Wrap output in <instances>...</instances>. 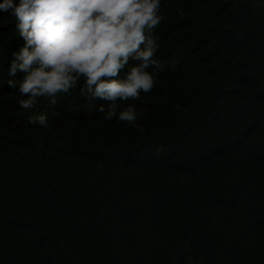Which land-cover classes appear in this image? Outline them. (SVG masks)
<instances>
[{
	"label": "rangeland",
	"instance_id": "374dc122",
	"mask_svg": "<svg viewBox=\"0 0 264 264\" xmlns=\"http://www.w3.org/2000/svg\"><path fill=\"white\" fill-rule=\"evenodd\" d=\"M169 1L178 6L184 2ZM190 1L197 15L206 22L213 20L211 14L215 10V20L229 25L232 23L229 15L242 9L234 0ZM246 5L249 15L258 22L263 21L264 0ZM13 19L10 14L0 12V22L10 23L9 27L2 28L0 68L4 57L12 60V53L25 43L11 23ZM261 47L248 40L239 52L255 62L264 81ZM224 59L230 61L232 53ZM245 71L230 69L217 86L212 82L209 86L215 92L242 87ZM23 75L18 71L15 78ZM181 82L191 93L198 84L177 81ZM2 84L0 79V89ZM260 89L261 86L249 85L245 93ZM158 93L155 80L153 89L142 92L140 98L116 104L117 112L128 104L137 107L139 115L135 124L116 117L108 120L104 113L99 117L90 115L81 122L66 121L47 136L45 128L26 129L14 127V122L9 124L15 113H21L12 107L9 98L15 101L23 97L18 87L6 96L0 90V264H70L69 261L74 264H177L181 258L186 264H214L209 249L222 264H264V223L260 224L264 221L260 215L263 211L238 205L237 195H243L244 191H238L241 188L235 180L238 173L231 167L238 165L237 160L224 157L213 160L209 164L211 173L207 174L200 167L198 172L175 173L160 167L138 168L128 160L127 150L137 145L136 142H144L151 132L157 135L164 132L171 137L182 134L178 100ZM168 106L176 112L174 119L165 110ZM234 123L246 124L239 115ZM25 133L35 138L44 150L15 144ZM197 139L199 136H192L185 141V150H198ZM244 155L243 151L237 157L241 164ZM8 172L13 180L8 178ZM46 178L58 182L56 194L39 188V182ZM54 202L63 211L77 215L90 243L96 241V230L104 216L111 217L112 228L104 237L101 256L96 262L79 254L73 218L59 215ZM257 203L254 200L250 205ZM6 211L19 223L8 219Z\"/></svg>",
	"mask_w": 264,
	"mask_h": 264
},
{
	"label": "trees",
	"instance_id": "16d2710c",
	"mask_svg": "<svg viewBox=\"0 0 264 264\" xmlns=\"http://www.w3.org/2000/svg\"><path fill=\"white\" fill-rule=\"evenodd\" d=\"M207 2L209 0H199ZM242 5V9L235 14L229 15L232 23L222 24L224 21L215 20V10H210L213 18L206 22L199 17L195 5L190 0H184L181 6L175 5L169 0H161L160 12L162 20L155 30V35L160 42V48L155 54L158 64L149 68L156 72V87L158 94H166L170 98H176L179 102L178 110L182 113V134L171 137L162 132L157 135L151 132L141 142H136L133 148L126 152L128 160L136 167L152 169L160 167L167 172L181 171L198 172L200 167L204 174L211 173L210 162L219 158H230L238 165L231 166L238 173L235 178L240 184L238 191H244L243 195H237L238 205L247 206L252 211L262 209L260 214L264 219V81L260 79L261 72L255 67V62L247 58L239 50L243 42L251 40L252 43L261 45V55L264 59V16L263 21H256L249 15L246 3H258L260 0H234ZM245 7V8H244ZM223 9L222 6L220 10ZM15 24V18L11 22ZM10 23L0 22V39L2 28L9 27ZM232 53V59L225 60V55ZM166 62L168 65L166 66ZM11 60L4 57L0 68V79L3 81L1 92L6 96L11 89L7 80L8 69ZM134 63L130 60L129 64ZM230 64V66H228ZM230 67V68H229ZM246 69L242 76L243 86L239 88L219 89L217 92L209 83L217 86L219 79L230 69ZM256 69V70H255ZM127 68L121 70V75ZM263 70V69H262ZM182 80L189 84L197 81L193 91L190 92L186 84L177 83ZM84 85L83 79L77 82L70 95L60 93L58 103L54 108H47L49 112V126L42 127L31 125L28 115L34 111L46 109L48 101L41 99L36 109L25 110L19 107L18 100L13 101L12 107L20 109L8 121L14 127L22 126L26 129L45 128V133L50 136V131L60 128L66 121L81 122L90 115L97 117L104 113L97 111L100 104L105 107L110 102L103 100L90 101L81 90ZM249 85L261 86L259 92L250 91L245 93ZM126 102L117 100L116 104ZM169 118L174 119L176 112L172 107H166ZM243 116L244 126H238L236 116ZM235 127L232 130V127ZM237 131V132H236ZM91 134H94L93 132ZM192 136H199L196 141L198 150L193 148L185 150L184 142ZM95 138V136H94ZM15 144H24L33 150L43 151L35 138L29 137L28 133L21 139L15 140ZM243 164L237 157L241 152ZM211 175V174H209ZM8 178L13 180L8 172ZM15 183V182H14ZM16 186L19 184L15 183ZM40 189L51 190L52 195L59 191V184L54 178H46L39 182ZM237 191V190H236ZM250 200V202H249ZM257 200L259 205L250 203ZM57 213L61 216H70L74 221L75 237L79 243V254L90 261L96 262L100 256V248L106 233L111 230V217L105 215L102 223L96 230V241L90 243L83 233V226L78 222V217L73 212L63 211L54 202ZM257 205V206H256ZM246 209V208H245ZM8 219L15 220L10 211L5 212ZM264 221L260 224L262 225ZM53 241L56 239L50 236ZM209 257L214 264H222L212 249H209ZM70 264H74L69 261ZM177 264H186L184 259H179Z\"/></svg>",
	"mask_w": 264,
	"mask_h": 264
},
{
	"label": "clouds",
	"instance_id": "9594fccd",
	"mask_svg": "<svg viewBox=\"0 0 264 264\" xmlns=\"http://www.w3.org/2000/svg\"><path fill=\"white\" fill-rule=\"evenodd\" d=\"M160 8L161 0H0V12L15 18L25 41L12 53L7 84L18 87L22 109L48 101L45 110L28 115L29 123L48 127L47 108L83 79L88 100L110 102L97 108L106 119L135 124L137 107L117 112L116 101L138 99L154 87L156 72L149 68L158 64ZM18 71L24 73L20 79Z\"/></svg>",
	"mask_w": 264,
	"mask_h": 264
}]
</instances>
